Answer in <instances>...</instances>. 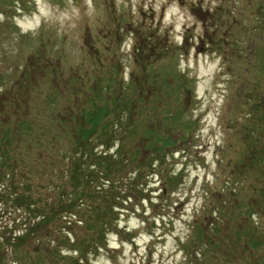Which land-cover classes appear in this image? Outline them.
I'll return each mask as SVG.
<instances>
[{"label":"rangeland","instance_id":"1","mask_svg":"<svg viewBox=\"0 0 264 264\" xmlns=\"http://www.w3.org/2000/svg\"><path fill=\"white\" fill-rule=\"evenodd\" d=\"M260 7L264 0H0V144L17 165L15 185L50 202L60 191L45 188L68 192L63 159L78 130L113 113L92 143L113 158L106 182H96L127 198L88 264H243L253 255L264 234ZM82 202L85 212L92 201Z\"/></svg>","mask_w":264,"mask_h":264},{"label":"trees","instance_id":"2","mask_svg":"<svg viewBox=\"0 0 264 264\" xmlns=\"http://www.w3.org/2000/svg\"><path fill=\"white\" fill-rule=\"evenodd\" d=\"M262 9L259 10L258 16L264 18ZM257 53L258 51L256 56L261 54L264 56V51L260 50V54ZM256 62H259L261 66L259 73H261V78H264V58L256 59ZM261 85L259 87H262ZM249 95L257 99L252 94ZM247 100L248 104L253 102L251 98ZM260 107H264V98ZM111 114L107 112L102 119L98 117L88 119L89 123L94 124L91 132H89L91 127L89 130L84 126L80 127L77 134L81 133L78 142L74 144L73 151L67 153L63 159L72 168L69 179L71 189L68 192L65 190L61 192V189L57 187L45 188L48 193L60 191L57 199L52 202L47 199V196L43 198L44 200L41 194L36 196L28 183L15 185L17 165L11 157L9 144H0V264H88L91 258H96L99 251L107 246L109 231L104 229L113 228L110 225L113 214H118L115 211L119 207L117 202L124 203L127 198L114 192L108 195L102 194L101 189L105 188V185L102 187L96 182H106L112 170L111 164L107 162L109 158L113 159L107 156L109 149L107 145H103L105 147L103 153L100 151L98 153L92 144L93 141L96 142L95 133L99 129V124L102 120L107 122ZM248 115L250 116V113ZM262 117L258 123H255L257 125L255 132L260 135L257 138H262L257 139L259 143L264 140L262 127L264 126V114ZM237 123L239 124L238 120L234 118L235 130ZM100 130L101 136L108 137L106 127H101ZM245 134L249 136L248 139H250V134L251 138L253 137L252 131ZM171 144L164 143V146L168 147ZM116 164H121L120 160L117 159ZM259 178L264 185V171L260 173ZM249 189L254 191V182L251 183ZM83 200L92 201L91 204H87V211L90 210V214L87 211L81 212ZM19 211L24 214L18 218L13 217L14 220L4 222L3 218L8 213L13 214ZM262 218L264 219V216L260 214L261 221ZM78 228H84L86 232L80 235L76 232ZM238 241L239 245L243 242L240 238ZM245 243L247 245V242ZM253 244L252 248L255 252L252 256L248 254L243 264L259 263L264 257V234L260 241ZM213 247L217 248L215 245ZM241 259L244 260L242 255Z\"/></svg>","mask_w":264,"mask_h":264}]
</instances>
